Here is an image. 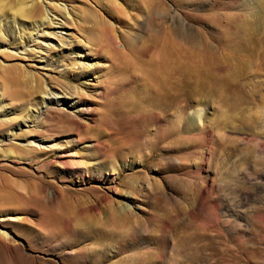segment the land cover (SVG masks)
I'll use <instances>...</instances> for the list:
<instances>
[{"label": "rangeland", "instance_id": "obj_1", "mask_svg": "<svg viewBox=\"0 0 264 264\" xmlns=\"http://www.w3.org/2000/svg\"><path fill=\"white\" fill-rule=\"evenodd\" d=\"M34 3L0 40V264H264V0ZM167 39L216 77L159 107Z\"/></svg>", "mask_w": 264, "mask_h": 264}, {"label": "bare ground", "instance_id": "obj_2", "mask_svg": "<svg viewBox=\"0 0 264 264\" xmlns=\"http://www.w3.org/2000/svg\"><path fill=\"white\" fill-rule=\"evenodd\" d=\"M48 15L46 14V12L42 11L37 5H35L34 0H0V36H1L0 40H1V38L4 39V36L6 37L7 34H8V36L13 37L16 34V26L17 25H19V27H25L26 24H31V25H33L32 27H34L32 30H37L39 27L43 28L46 24H51V20L48 19ZM45 20H49L48 23H45ZM21 38H23V37L21 36ZM261 41H262V39H261ZM0 45H1V43H0ZM162 46L163 47L161 49L159 62L156 64V66L154 65L155 66L154 71L151 73V79L153 81V85L154 86L156 85L157 89H158V95H157L158 98L154 101V103H155V105H159V107L160 106L163 107L162 105H164L166 103L165 101H163V99L168 94H174L175 97L178 96V93L181 89V84L184 82V77L186 80L188 77H212V76H215V74H213L212 71H209V68L207 69L206 67H204V65H202V63L200 61L196 60L192 63L186 61V60L190 59L191 57L182 54L181 51H179L173 45V42L170 39H167ZM263 46H264V44H263ZM259 48L260 47H258V50H259ZM251 50H252V48H251ZM247 52H249V51H247ZM263 54H264V52H263ZM263 54H261V52L256 53L255 51L249 52L246 54L245 63L247 61L249 62L250 60H252L254 64L259 66L260 64L256 63V62H257V60L261 61L264 59ZM202 62H203V60H202ZM246 64L245 65L238 64L237 69L234 70L233 73H231L232 77L240 76L242 73V70L246 66ZM213 67H215V66H213ZM25 77H27V76H25ZM230 77H231V75H230ZM185 86H186V84H185ZM55 95L59 96V93H55ZM50 101H54L57 103L62 102V100H58V99L55 100L54 98H51ZM167 104H168V102H167ZM169 105H170V103H169ZM166 107H168V106L166 105ZM40 140H41V138H40ZM12 154L13 153L8 152L4 157L7 159L16 160L15 159L16 157H13ZM129 199H130L129 196H125V198L123 199L122 208L124 210H130L131 209L130 205H128Z\"/></svg>", "mask_w": 264, "mask_h": 264}]
</instances>
